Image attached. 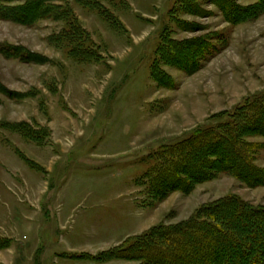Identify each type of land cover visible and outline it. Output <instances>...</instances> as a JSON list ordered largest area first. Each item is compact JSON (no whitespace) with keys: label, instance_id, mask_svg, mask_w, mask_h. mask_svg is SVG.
<instances>
[{"label":"rangeland","instance_id":"rangeland-1","mask_svg":"<svg viewBox=\"0 0 264 264\" xmlns=\"http://www.w3.org/2000/svg\"><path fill=\"white\" fill-rule=\"evenodd\" d=\"M95 2L120 25L75 0L52 2L85 29L96 55L86 59L62 15L9 16L2 9L21 1H0V264L36 250L60 255L43 264H89L62 252L94 255L225 199L264 218V184L222 172L151 200L147 176L161 150L264 94V0H230L233 13L225 0ZM245 141L264 170V137ZM33 225L44 227L37 236Z\"/></svg>","mask_w":264,"mask_h":264},{"label":"trees","instance_id":"trees-1","mask_svg":"<svg viewBox=\"0 0 264 264\" xmlns=\"http://www.w3.org/2000/svg\"><path fill=\"white\" fill-rule=\"evenodd\" d=\"M20 1V5L4 7L2 11L10 16L12 11L17 13L16 9L25 7L26 12L22 11L24 14L21 16L32 14L31 18L49 19L62 15L69 31L75 33L74 41L83 51L84 58H95L94 49L82 43L86 31L72 8L69 10L55 5L52 3L54 0ZM75 1L102 11L110 23L120 25L95 0ZM225 1L230 12L239 9L230 0ZM250 134L264 137V94L237 109L229 121L215 127H201L172 147L161 150L151 174L147 175L149 197L160 200L174 190L188 191L194 183L211 179L222 172L243 179L249 186L264 184V170L251 164L255 147L245 141ZM228 200H222V204L219 203L221 206L217 205V209L205 215L195 212L177 225L159 224L94 255L75 253L70 257L98 263L118 259L138 264H264V218L259 219L253 213L235 208V201ZM240 221L244 230L236 225ZM249 221L253 226L247 224ZM253 246L255 253L252 254ZM240 248L250 250L247 260L243 255L245 261L235 257L239 256Z\"/></svg>","mask_w":264,"mask_h":264},{"label":"crops","instance_id":"crops-1","mask_svg":"<svg viewBox=\"0 0 264 264\" xmlns=\"http://www.w3.org/2000/svg\"><path fill=\"white\" fill-rule=\"evenodd\" d=\"M60 206V205H59ZM39 207V206H38ZM60 214V213H59ZM71 215V214H70ZM69 214H68V216L67 217H69L70 216ZM63 218L62 217H60L59 218V220L61 221V222H63V221H66V220H68V219H64V220H62ZM49 223H50V220H49ZM31 228H33L34 229V231H35V236H37V234H38V230L39 229H41V228H44L42 225L41 226H36V225H33V226H31ZM63 239V238H62ZM111 239L108 241V239L107 240H103V241H101V245H104V243H111ZM114 243V242H113ZM118 243V242H117ZM34 247V246H33ZM34 248H36L37 249V247H34ZM35 249V250H36ZM71 249V248H70ZM102 250H104V249H101V250H99V251H102ZM77 251H79V250H68V251H65V252H62V253H64V254H66L67 252H69L66 256H62V259H65V258H67V259H71V260H84V262L85 261H89L90 263L89 264H101V263H98V262H95V261H92V260H88V259H80V258H72V257H70V255L71 254H75V253H77ZM27 253H29V254H27ZM26 254H22V257H21V255L18 253V254H14L13 255V257L12 258H10V262L9 263H3V264H18L19 263V260H24V258H25V256H27V258H28V264H43V263H45L46 261H49V260H51V258H53V259H57V261H59L60 262V259H58V257L60 256V255H58L57 253H54V254H52V255H47V253L44 255V250H41V251H38L37 252V250L34 252V253H30V252H27ZM61 253V254H62ZM54 256V257H53ZM49 259V260H48ZM62 261V260H61ZM92 261V262H91ZM53 264V263H52Z\"/></svg>","mask_w":264,"mask_h":264}]
</instances>
